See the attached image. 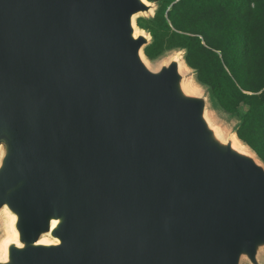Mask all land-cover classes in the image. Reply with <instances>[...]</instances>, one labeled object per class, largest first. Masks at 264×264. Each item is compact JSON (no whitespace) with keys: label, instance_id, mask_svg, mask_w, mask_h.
Listing matches in <instances>:
<instances>
[{"label":"water","instance_id":"obj_1","mask_svg":"<svg viewBox=\"0 0 264 264\" xmlns=\"http://www.w3.org/2000/svg\"><path fill=\"white\" fill-rule=\"evenodd\" d=\"M159 6L0 0V264H264V160L146 55Z\"/></svg>","mask_w":264,"mask_h":264},{"label":"trees","instance_id":"obj_2","mask_svg":"<svg viewBox=\"0 0 264 264\" xmlns=\"http://www.w3.org/2000/svg\"><path fill=\"white\" fill-rule=\"evenodd\" d=\"M150 1H160L151 24L138 19L154 38L146 55L185 49L197 80L238 119V137L264 160V0Z\"/></svg>","mask_w":264,"mask_h":264},{"label":"rangeland","instance_id":"obj_3","mask_svg":"<svg viewBox=\"0 0 264 264\" xmlns=\"http://www.w3.org/2000/svg\"><path fill=\"white\" fill-rule=\"evenodd\" d=\"M156 13H157V11H156ZM142 20L146 24H151L150 23L151 21L149 19L142 18ZM139 23H142V22L139 21ZM142 28L149 31L152 34V31L150 29H146L145 27H142ZM137 30L139 33L142 32L140 29H137ZM173 51H174V49H171V50L168 49L164 52V55L171 54ZM182 68H185V67H182ZM196 83H197V81H196ZM193 85L195 88L200 89L202 91V88L199 85L195 84L194 82H193ZM216 108H217L216 112L212 113L213 118L217 122H219L221 124H225V126L227 127V128L226 127L225 128L228 129V131L231 130L235 126V124L239 123V121L236 117H234V116L228 114L227 112H225L224 110H222L217 104H216ZM7 220H8V217L6 216V214L0 216V249H1L2 243L7 239L8 234H9L7 231L8 230L7 229V222H8ZM9 226H10V223H9Z\"/></svg>","mask_w":264,"mask_h":264},{"label":"bare ground","instance_id":"obj_4","mask_svg":"<svg viewBox=\"0 0 264 264\" xmlns=\"http://www.w3.org/2000/svg\"><path fill=\"white\" fill-rule=\"evenodd\" d=\"M146 2V0H143ZM137 33L138 30H137ZM184 63H182V66L181 67H184ZM187 67V66H186ZM189 68V67H187ZM184 90L186 93H193V94H199L201 92L200 89H197L194 87L193 85V81H189L187 82V84L184 86ZM234 143L236 146H243L242 142L239 140V138L237 137V135L234 136ZM8 221V220H7ZM15 221V217L14 216H11L9 218V223H10V226L8 227V237L7 239L2 243V246H1V249H0V262H3V261H7L8 260V250H9V246L10 244L13 242V241H17L18 240V231L15 230V228L13 227V223ZM57 222H54V225L56 224ZM12 224V226H11ZM43 243H53L54 241L52 240H49L48 238H45L43 241Z\"/></svg>","mask_w":264,"mask_h":264}]
</instances>
